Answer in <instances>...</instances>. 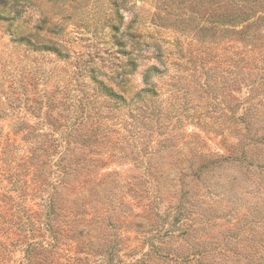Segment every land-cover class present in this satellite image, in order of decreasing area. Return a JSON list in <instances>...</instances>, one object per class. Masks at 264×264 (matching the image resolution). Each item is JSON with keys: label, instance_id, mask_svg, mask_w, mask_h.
<instances>
[{"label": "trees", "instance_id": "trees-1", "mask_svg": "<svg viewBox=\"0 0 264 264\" xmlns=\"http://www.w3.org/2000/svg\"><path fill=\"white\" fill-rule=\"evenodd\" d=\"M26 2L0 0V20L15 43L0 63V264L16 249L20 264H264V0L216 3L197 24L237 34L245 51L214 55L223 74L217 65L205 71L199 98L186 88L179 116L158 99L178 90L190 58L173 62L182 72L170 75L172 89L163 87L168 54L134 27L133 8L124 25L125 0L106 19L115 46L107 65L75 60L68 79L46 71L41 58L69 59L57 37L61 23L35 16ZM187 119L219 137L223 151L198 132L177 134ZM115 158L139 168V181L99 171ZM142 186L155 192L153 217L147 228L144 220L133 224L146 233L132 242L146 249L128 244L127 225L112 219L127 205L115 197L122 187ZM225 198L228 219L212 213Z\"/></svg>", "mask_w": 264, "mask_h": 264}, {"label": "rangeland", "instance_id": "rangeland-1", "mask_svg": "<svg viewBox=\"0 0 264 264\" xmlns=\"http://www.w3.org/2000/svg\"><path fill=\"white\" fill-rule=\"evenodd\" d=\"M26 1L27 6L31 8L35 16L46 15L48 19L61 23L63 32L57 37H61L66 48L70 51V57L66 61L57 58L52 53H44L43 57L40 56L45 64L46 71L53 70L55 73L58 72L64 79H68L75 69V60H78L79 64L81 62H90L97 66H102L107 65L110 58L114 55L115 46L112 40H110V29L106 19L111 15L113 16L112 13L115 10L116 1L120 4L123 0ZM224 2L225 0H125V6L128 10L121 9L119 12L123 15L124 25L126 26L133 18V12L130 9L133 8V11L137 14L134 27H137L138 31L144 35L152 37L163 48L165 53L167 52V74L160 81L163 87L172 89L173 87L170 84L173 82L170 79V75L182 72L179 69L182 66L178 68L173 62L185 61L190 58L191 62H187L185 66L187 70L183 72L182 83L177 88L178 90L174 93L170 91L163 92L158 99L161 107L164 110H171L172 115H180V111L184 105L183 91L186 88L190 89L191 92L193 91L195 98H199V95H202L199 84L203 82L205 77L203 73L205 71L217 65L219 68L215 72L221 71V74H223L226 66L222 67L220 60H215V56L223 57L224 54L233 49H237L241 53L245 51V47L239 41L240 36L237 34L213 33L207 30L208 28L205 24L201 25L203 27L197 26V24L204 23L203 20L207 19L214 4ZM204 27L206 29L199 30ZM257 32L263 34L262 29H258ZM9 39L10 34L7 30V22L0 20V63L7 57L8 53L14 51L15 43ZM146 39L147 41L150 40L149 38ZM262 44L263 48L258 52L264 55V40ZM151 51L152 47L148 49V53ZM22 52L23 49H20V53ZM253 55H257V52H254ZM33 56H30V58ZM153 61L156 62L154 59H150L148 62ZM103 67L105 70L108 69L105 66ZM221 67L222 69H220ZM141 68L139 67L137 73L133 75V81L136 85L140 84L139 72ZM1 75L0 72V77ZM83 78L84 84H89L88 78ZM0 82H4L3 85H5V81L1 78ZM3 85L1 86L3 87ZM81 86L84 90L86 89L82 83ZM48 87L50 89V86ZM233 94L238 97L241 96L240 93L234 92ZM192 98V95L189 99L187 98L189 105H193ZM210 100V95H205L200 101H203L202 104L205 106ZM217 101L220 102L219 97ZM172 121H174V118ZM0 123L3 122L0 121ZM191 131L200 133L203 140L211 149L218 152L223 151L219 137H215L211 133H206L203 129L194 126L191 119L183 121L177 134ZM163 156L165 158V155ZM161 158L159 157L158 159L161 160ZM163 161L166 162H161L158 165H167L168 159ZM99 171L102 173L116 172V176H120L126 180L132 179L135 182L139 181L138 177L141 172L130 161H120L117 158L110 161L107 167ZM142 187L144 190H138L140 191L139 193L138 191H127L125 187H122L115 197L116 199H123L127 205L112 214L113 221L118 224L127 225L126 229L129 231H125L121 235L128 236L130 238L128 244L137 246L138 249H141V247L146 249L147 246L146 244L141 246L140 241L132 242V240L134 238H141L146 232H134L133 224L138 220H144L145 228H147V225H150L149 223L153 217V210L151 208L153 207V202L149 201L155 195L154 191L151 192L145 186ZM122 192L124 194L123 197H121ZM225 201L226 198L215 203L212 209H216L217 212L212 213H218L221 216L226 214L225 219H228L233 210ZM143 204L145 206H142ZM225 219L223 217L217 218L216 234L219 235V232L223 229ZM223 233H226V231L224 230ZM5 256L6 258L2 260L3 263L20 264L23 252L16 249L9 253V255L6 253ZM137 256H139V252L134 254V257Z\"/></svg>", "mask_w": 264, "mask_h": 264}]
</instances>
